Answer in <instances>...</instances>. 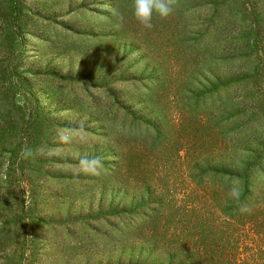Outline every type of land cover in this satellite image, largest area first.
<instances>
[{
    "label": "rangeland",
    "instance_id": "1",
    "mask_svg": "<svg viewBox=\"0 0 264 264\" xmlns=\"http://www.w3.org/2000/svg\"><path fill=\"white\" fill-rule=\"evenodd\" d=\"M132 6L0 0V264H264V0Z\"/></svg>",
    "mask_w": 264,
    "mask_h": 264
},
{
    "label": "clouds",
    "instance_id": "2",
    "mask_svg": "<svg viewBox=\"0 0 264 264\" xmlns=\"http://www.w3.org/2000/svg\"><path fill=\"white\" fill-rule=\"evenodd\" d=\"M177 0H133L132 13L136 21L145 29H152L153 17L158 15L161 18H167L175 11ZM117 15L118 21L123 23L124 15L122 13H114ZM82 127V126H81ZM59 140L63 143H72L73 140L86 142V137L80 133L69 134L66 131L58 133ZM43 154V149H33L26 146L21 151V156L24 159H35ZM52 154V153H49ZM80 171L92 175H99L103 169V160L101 157H82L79 161ZM229 195L236 201H239L240 190L238 186L233 185L229 191ZM242 213L251 212L247 205H241L239 209Z\"/></svg>",
    "mask_w": 264,
    "mask_h": 264
},
{
    "label": "trees",
    "instance_id": "3",
    "mask_svg": "<svg viewBox=\"0 0 264 264\" xmlns=\"http://www.w3.org/2000/svg\"><path fill=\"white\" fill-rule=\"evenodd\" d=\"M240 178L247 177V174L243 173L242 175H239ZM192 213L195 212V210L191 211ZM166 229V230H165ZM162 230H157L160 233H166L168 235L169 232L172 231V227L170 229L165 228ZM174 232L178 231V225H176L173 228ZM190 233V232H189ZM165 234V235H166ZM172 236L173 238H178L179 236L175 235ZM166 236L164 237L165 240H167ZM163 241L165 242V240ZM188 241V240H187ZM200 243L205 245L204 243V237L201 236ZM183 246V245H182ZM186 246H183V248ZM204 249V253L201 251H190L188 249H182L178 251V253H171L166 252L169 256L170 263L169 264H224V262H227V264H241L239 263L240 259H234L233 257L228 256V253H226L227 249L226 246H222V244L215 245L214 249L211 253L208 254L210 250L206 249V246Z\"/></svg>",
    "mask_w": 264,
    "mask_h": 264
}]
</instances>
